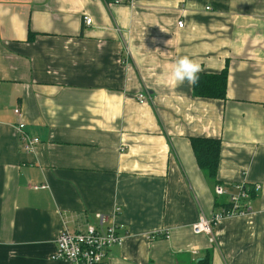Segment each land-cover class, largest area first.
I'll list each match as a JSON object with an SVG mask.
<instances>
[{"label": "crops", "instance_id": "1", "mask_svg": "<svg viewBox=\"0 0 264 264\" xmlns=\"http://www.w3.org/2000/svg\"><path fill=\"white\" fill-rule=\"evenodd\" d=\"M182 55L227 67L226 98L173 86ZM197 136L221 142L215 179ZM240 180L254 213L194 233ZM97 214L123 237L108 264H264V0H0V264H71L58 234Z\"/></svg>", "mask_w": 264, "mask_h": 264}, {"label": "built area", "instance_id": "2", "mask_svg": "<svg viewBox=\"0 0 264 264\" xmlns=\"http://www.w3.org/2000/svg\"><path fill=\"white\" fill-rule=\"evenodd\" d=\"M117 4H133V0H113ZM86 24H91L89 15L83 16ZM182 27L183 23H178ZM143 93L137 96L139 102L144 101ZM15 112H18L17 110ZM19 126V138L26 151H33L39 138L32 137ZM261 186L257 183L249 184L246 180H240L233 184L216 183L213 186V194L216 198H223L225 202L210 217L200 215L193 223L194 233L209 234L213 241V229L223 219L247 216L254 213L250 204L253 193H257ZM98 224H86L84 228L76 231L63 229L57 236L51 259L66 261L71 264H108V250L115 245H121L123 237L117 232V225L109 221L104 214L96 215Z\"/></svg>", "mask_w": 264, "mask_h": 264}, {"label": "trees", "instance_id": "3", "mask_svg": "<svg viewBox=\"0 0 264 264\" xmlns=\"http://www.w3.org/2000/svg\"><path fill=\"white\" fill-rule=\"evenodd\" d=\"M227 75V67L216 73L201 72L198 83L192 86L193 96L214 99L226 98ZM190 142L198 168L208 178L215 179L221 145L219 138L197 136L191 137ZM223 200L225 202V199ZM220 206L221 204L218 207ZM193 264H211V252L207 251L202 258L198 261L195 260Z\"/></svg>", "mask_w": 264, "mask_h": 264}, {"label": "clouds", "instance_id": "4", "mask_svg": "<svg viewBox=\"0 0 264 264\" xmlns=\"http://www.w3.org/2000/svg\"><path fill=\"white\" fill-rule=\"evenodd\" d=\"M166 43L168 45V41ZM202 70L201 64L196 59L188 55H182L171 66L169 79L175 87L185 83L189 86H195L199 81V74Z\"/></svg>", "mask_w": 264, "mask_h": 264}]
</instances>
